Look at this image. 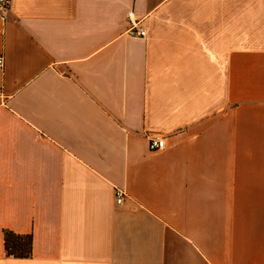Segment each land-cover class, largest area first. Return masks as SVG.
Instances as JSON below:
<instances>
[{"label":"crops","instance_id":"1","mask_svg":"<svg viewBox=\"0 0 264 264\" xmlns=\"http://www.w3.org/2000/svg\"><path fill=\"white\" fill-rule=\"evenodd\" d=\"M8 1L0 264H264V0Z\"/></svg>","mask_w":264,"mask_h":264},{"label":"built area","instance_id":"2","mask_svg":"<svg viewBox=\"0 0 264 264\" xmlns=\"http://www.w3.org/2000/svg\"><path fill=\"white\" fill-rule=\"evenodd\" d=\"M9 6L8 0H0V15H3ZM127 22H128V31L132 36L138 38H144L146 36V31L139 27L138 21L133 17L132 12L127 13ZM4 68V58L0 55V70ZM147 147L149 151H158L164 148V139L159 135H150L147 140ZM115 202L116 204H120L122 202V194L120 192H116L115 194Z\"/></svg>","mask_w":264,"mask_h":264},{"label":"trees","instance_id":"3","mask_svg":"<svg viewBox=\"0 0 264 264\" xmlns=\"http://www.w3.org/2000/svg\"><path fill=\"white\" fill-rule=\"evenodd\" d=\"M3 245L6 257L26 259L31 255V236L4 232Z\"/></svg>","mask_w":264,"mask_h":264}]
</instances>
